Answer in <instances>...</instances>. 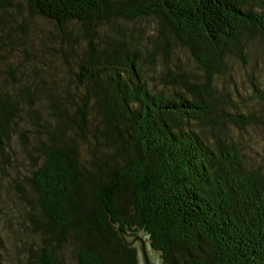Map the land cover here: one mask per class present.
<instances>
[{
  "label": "trees",
  "instance_id": "trees-1",
  "mask_svg": "<svg viewBox=\"0 0 264 264\" xmlns=\"http://www.w3.org/2000/svg\"><path fill=\"white\" fill-rule=\"evenodd\" d=\"M35 16L53 22L63 40L68 25L81 31L60 51L81 56L75 92L44 94L46 142L23 176L38 210L30 222L43 240L39 264H58L65 245L76 264H136L125 232L147 234L161 264H264V156L246 161L227 124L251 118L225 111L213 81L227 57L243 58V38L264 39V0H0V52L23 45ZM140 17L156 19L148 46L103 32ZM173 41L202 80L165 69L172 89L152 90L140 61L170 60ZM41 83L0 92V155L14 116ZM72 136L98 154L90 150L87 166Z\"/></svg>",
  "mask_w": 264,
  "mask_h": 264
},
{
  "label": "rangeland",
  "instance_id": "rangeland-1",
  "mask_svg": "<svg viewBox=\"0 0 264 264\" xmlns=\"http://www.w3.org/2000/svg\"><path fill=\"white\" fill-rule=\"evenodd\" d=\"M155 21L152 17L119 20V27H107L103 32L122 33L118 37L148 46L157 36ZM68 28L71 29L70 36L63 40L53 22L31 17L25 25L26 36L21 38L23 45L15 43L12 49L0 52V92L17 90L31 81H43L38 84L41 90L35 92L33 99L25 100L14 116L8 141L3 143V155H0V264H39L42 259L38 247L43 240L39 229L30 222L38 210L31 207L34 194L23 176L34 166L39 142H46L41 127L50 120L44 94L50 92L61 96L63 88L75 92L73 73L77 71L81 56L78 50L76 58L64 56L60 51L61 47L75 43L73 35L76 40H81V31L78 23H72ZM16 33L22 36L19 31ZM53 48L57 51H52ZM242 48L243 58L227 57L223 72L216 73L213 81L218 101L224 104L225 111L251 118L248 124L243 123L238 128L227 124V128L237 140L246 161L256 164L264 156V39L258 36L243 38ZM171 52L170 60L164 61L159 56L155 65L140 61L141 75L152 90L172 89L161 79L165 69L182 70L189 74L190 80H202V70L187 49L173 41ZM28 106L32 107L33 113ZM72 139L77 144L79 161L87 166L88 160L98 154L90 144L74 136ZM56 257L58 264H76L69 245L60 248Z\"/></svg>",
  "mask_w": 264,
  "mask_h": 264
},
{
  "label": "water",
  "instance_id": "water-1",
  "mask_svg": "<svg viewBox=\"0 0 264 264\" xmlns=\"http://www.w3.org/2000/svg\"><path fill=\"white\" fill-rule=\"evenodd\" d=\"M147 237V234L125 232L122 241L133 250L136 264H161L156 252L148 245Z\"/></svg>",
  "mask_w": 264,
  "mask_h": 264
}]
</instances>
